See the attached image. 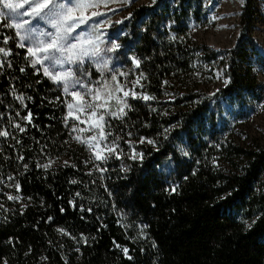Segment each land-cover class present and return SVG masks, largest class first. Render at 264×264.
<instances>
[{"label":"trees","instance_id":"16d2710c","mask_svg":"<svg viewBox=\"0 0 264 264\" xmlns=\"http://www.w3.org/2000/svg\"><path fill=\"white\" fill-rule=\"evenodd\" d=\"M172 2L109 25L102 56L62 71L63 87L3 29L0 264H264V145L221 121L254 91L252 0L229 48L191 39L186 6L202 0ZM219 71L228 82L211 88ZM77 75L93 102L71 93Z\"/></svg>","mask_w":264,"mask_h":264},{"label":"rangeland","instance_id":"374dc122","mask_svg":"<svg viewBox=\"0 0 264 264\" xmlns=\"http://www.w3.org/2000/svg\"><path fill=\"white\" fill-rule=\"evenodd\" d=\"M155 0H127L124 4H109L98 5L96 8L89 9L86 13L91 18L89 21L80 25L73 35L84 34L85 38L91 37L94 40L98 52L95 55L85 57L82 62H70L65 56L55 53L57 59L61 63H54L50 60L43 59L45 54L37 53V56H30L32 63L34 59H41L42 62L35 64L43 73L47 68L53 75L61 76V72L65 71L71 74H77L82 71L85 63L94 62L96 56H102L99 49L101 41L107 37V29L111 24H119L125 22L132 8L140 4H152ZM16 2V0H12ZM167 7L174 6L172 0H169ZM185 4H187L185 2ZM188 11V31L191 39L199 44H207L216 46L218 48H229L236 40L240 22L243 5L241 0H202V5L196 7L195 5L186 6ZM0 11L4 12V17L0 18V34L3 29L12 28L16 34L18 42L24 43L26 49L28 47L36 48L39 46V40L47 42V37H40L38 34L43 32H54L55 29L44 21H34L32 27L36 28V33L33 34L34 39L21 40L25 35L24 29H17L15 24L22 22L23 19H30V17H20L10 13V10L4 9L0 6ZM27 11V7L23 10ZM95 11L98 13L96 16H91ZM252 27L250 30L251 35L254 37L256 43L254 49L249 50V62L251 64V73L255 77V87L253 94H243L239 101L235 98H229L223 102V118L221 121L227 130L233 132L232 135H237L238 140L244 144L259 143L264 145V0H252L251 12ZM6 25H12L8 27ZM28 26H26L27 28ZM96 37H99L97 40ZM7 38L3 42H7ZM75 43L76 41H72ZM88 47L87 45H85ZM1 48V47H0ZM5 53H0V61ZM224 55L220 58L224 60ZM33 64V63H32ZM85 75H88L86 73ZM49 76V75H47ZM52 78V76H49ZM87 76L82 81L80 76L77 75L74 87L71 93L80 94L85 102L91 103L94 100V91L91 85L84 83ZM57 80L61 87L64 86L62 80ZM226 81L225 76L219 71L215 81L211 84V88L215 86H222ZM259 96V97H258ZM1 264H6L2 262Z\"/></svg>","mask_w":264,"mask_h":264},{"label":"snow or ice","instance_id":"6c2138e0","mask_svg":"<svg viewBox=\"0 0 264 264\" xmlns=\"http://www.w3.org/2000/svg\"><path fill=\"white\" fill-rule=\"evenodd\" d=\"M106 2V0H16V2H12V0H0V6L4 9L10 10V13L18 15L20 17H30V19H23L22 22L15 24L17 29H24L25 35L21 37V40L34 39L33 34L36 33V28L32 27L34 21H44L47 24H50L55 31L54 32H43L41 31L38 35L40 37H47V42L44 40H39V46L36 48L28 47L27 53L30 56H37V53L45 54L43 59L53 61L54 63H61L62 61L57 59L55 53H59L62 56H65L68 61L76 63L82 62L85 57H89L90 55H95L98 52V48L95 45V42L91 37L85 38L84 34H76L73 35L75 30L80 26L86 24L91 18L86 13L89 9L98 7L99 3ZM246 0H241V4L243 5ZM27 7V11H17L23 10ZM4 12L0 11V18L4 17ZM98 15L97 12L93 11L91 16ZM11 27L12 25H6ZM26 26H28L26 28ZM98 40L99 37H96ZM72 41H76L73 43ZM6 42V41H5ZM87 45L88 47H86ZM20 47H24V43L22 42ZM120 45L113 44V49L115 50L119 48ZM0 53L7 52L4 48H0ZM41 59H34L32 61L33 65L41 63ZM137 66L139 65V61H136ZM44 74L52 76L53 79L64 80V76L53 75L48 71L47 68L44 69ZM68 75H71L69 73ZM116 77L113 76V80ZM228 81H225L227 83ZM139 83V79L136 81ZM122 90V89H121ZM67 91V88L65 89ZM124 95L127 97L131 95L133 98H136V93L134 92H125ZM145 100L150 99L148 96L142 97ZM88 107L93 108V105H88ZM125 107L127 105L125 104ZM111 116L118 115H126L124 112V108L119 110V113H110ZM31 118V113H29L28 117L25 119ZM101 122L104 121L103 115L99 117ZM103 123H98L96 127L101 128V135H103ZM20 131H24L23 128H20ZM7 132H0V136H7ZM151 142V141H149ZM115 143V142H113ZM110 153L115 151V147L109 150ZM135 158V157H133ZM96 159H107L106 156L97 155ZM43 167H48V165H43ZM18 187V185H17ZM175 190V189H173ZM9 199H18V197L9 196ZM125 253H127V249H123Z\"/></svg>","mask_w":264,"mask_h":264}]
</instances>
